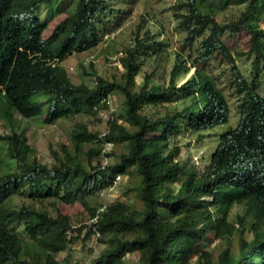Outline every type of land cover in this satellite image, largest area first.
<instances>
[{"label": "trees", "instance_id": "trees-1", "mask_svg": "<svg viewBox=\"0 0 264 264\" xmlns=\"http://www.w3.org/2000/svg\"><path fill=\"white\" fill-rule=\"evenodd\" d=\"M63 1L72 9L59 8ZM41 5L52 14L41 19ZM229 7L241 10L236 18L218 22L216 15ZM178 11L187 46L207 32L198 57L190 62L175 56L163 85L151 76L154 70L136 84L142 57L161 53L165 42L139 25L119 57L120 78L86 71L95 77L90 87L73 84L62 63L102 40L103 21L114 8L105 0H0V94L6 101L0 115L41 117L48 104L44 123L51 124L77 114L97 116L107 94L116 93L121 102L101 138L76 122L71 150L62 144L64 154L54 150L51 165L39 161L17 131L0 137L7 158L0 171V264H60L57 254L83 228L105 236L104 247L89 264H125L132 253L138 254V264H190L194 256L193 264H264V92L253 85L264 78V0H183ZM237 58L249 59L251 80L237 67ZM211 62L229 68L238 98L235 126L229 125L226 95L206 69ZM41 91L47 93L44 100L34 101V93ZM172 102L174 107L167 108ZM158 106L166 110L151 111ZM221 126L227 127L216 134L201 171L177 160L180 150L173 141L182 130L201 133ZM105 141L127 144L106 165L100 161ZM86 144L93 146L85 150ZM116 175H137L141 208L123 201L98 205V194ZM26 193L28 201L14 207L11 199L23 200ZM234 206L243 212L230 222ZM82 215L90 222L75 227L73 217ZM209 233L225 240L236 234L237 245L227 246L214 260L203 246Z\"/></svg>", "mask_w": 264, "mask_h": 264}, {"label": "rangeland", "instance_id": "rangeland-1", "mask_svg": "<svg viewBox=\"0 0 264 264\" xmlns=\"http://www.w3.org/2000/svg\"><path fill=\"white\" fill-rule=\"evenodd\" d=\"M183 0H105V5L114 8V14L108 15L102 28L103 34H109L108 40L96 44L91 50L82 53H73L67 57L62 65L66 68L69 78L73 84L85 83L92 87L95 84V77L85 73L86 71L96 72L97 75L106 79H111L113 76L120 78L124 69L116 59V56L121 52L124 53V48L132 43L133 35L137 31V27L141 25L143 27L142 32L145 29H149L155 34H160L164 39V45L161 53L148 57H142L144 65L141 67L140 73L136 75V84H141L144 74L148 75L151 71L155 72L151 75L156 82L163 85L168 80V73L173 65L175 56L182 55L186 57L190 62L194 58L198 57L202 53L200 48L201 39L207 34L205 32L202 36L197 37L190 46H187L185 41L186 33L181 29L179 25V19L176 18L178 14L179 3ZM59 8L69 11L72 9V4L68 1L58 3ZM58 8V7H56ZM241 7H229L224 11L216 15L218 22H226L236 18L240 12ZM55 9L53 10L54 13ZM182 12L185 10L182 9ZM52 14L47 7L41 5L38 11V15L41 19L46 18ZM143 18V19H142ZM140 33V36L142 35ZM113 37V38H112ZM89 55H92V61L88 62L86 59ZM85 62V64H84ZM212 68L209 66L206 68L211 71L216 80L218 87L226 95L230 106V126H235L238 121V114L236 111L237 95L231 88L229 68L225 64H219L211 62ZM237 67L245 75L248 80H251L253 72L251 70L250 61L246 58H237ZM193 71V69L191 70ZM190 71V72H191ZM188 75L185 76V79ZM255 88L259 93L264 92V78H258L253 82ZM47 95L46 92L34 93L32 99L34 101H42ZM115 101L113 103V111L109 108L105 111L102 110L97 116H88L83 114H77L71 119H59L51 124L44 123L45 113L48 108V104L43 107V115L41 117H33L26 119L21 117L18 113H10L9 116L0 115V137L9 135L13 130L17 131L18 135L26 137L28 144L35 149V155L41 162H45L51 165L54 161L53 151H57L61 156L64 154L62 144L68 150H71L72 144L70 135L75 127L76 122H82L87 125L90 131H98L101 138L107 133L108 120L112 116H118L120 112V99L116 93H114ZM5 99L0 94V111L4 112ZM7 105V104H6ZM165 104L164 106H166ZM158 106L152 108L151 111L164 112L166 107ZM168 106V105H167ZM174 107V102L170 105ZM113 112V113H112ZM1 114V113H0ZM116 116V117H117ZM10 119V120H9ZM119 123L124 122L119 118ZM227 126L217 127L213 130L204 131L201 133L190 132L182 130V132L174 139L173 145L179 146V159L183 164L195 165L197 170H202L205 163L209 159V155L217 143L216 134L225 129ZM113 143V142H112ZM93 144H86L84 149L87 150ZM101 146V145H100ZM105 152H111L108 161L113 162L119 153L124 152L127 148V144H114L107 149L105 143L102 144ZM5 142L0 139V171H3V165L7 162L5 157ZM84 160H86L84 158ZM2 168V169H1ZM137 175L122 176L117 186L112 189L102 190L98 194V205H108L117 201H123L131 208L139 209L142 207L141 201L137 197L136 186L138 185ZM27 193L22 198L21 196H15L11 199V203L14 207H18L21 202H27ZM242 208L240 206H234L230 212L229 221L236 222V215L242 214ZM75 227H80L81 224H88L89 218L86 216H75L72 219ZM245 227L247 225L245 224ZM16 231L21 233L25 237V233L22 228L16 226ZM91 232V233H90ZM87 233H89L87 235ZM75 234V233H74ZM246 236L248 233L245 234ZM90 236V237H89ZM104 235L95 238L92 231L88 228H83L80 232L78 239L63 252L57 254V260L60 264H89L93 259L98 256L99 252L104 247ZM249 237V236H248ZM237 235H233L229 240L216 239L212 234H208L207 240L203 242L204 249L211 252L212 258L215 260L220 251L224 250L227 246L231 249L236 247ZM138 254L132 253L126 255L125 264H138ZM196 256L191 258L190 264H193Z\"/></svg>", "mask_w": 264, "mask_h": 264}, {"label": "built area", "instance_id": "built-area-1", "mask_svg": "<svg viewBox=\"0 0 264 264\" xmlns=\"http://www.w3.org/2000/svg\"><path fill=\"white\" fill-rule=\"evenodd\" d=\"M115 101V98L112 94H107L106 96H103L100 100V103L101 104H105V109H103L104 111L106 109H110L111 111H113V103ZM102 111V110H101ZM99 111V112H101ZM113 113V112H112ZM113 118V116L111 117V119ZM110 120V119H109ZM106 145H107V149H109L110 147H112L113 143L111 141H105L104 142ZM107 153L109 152H105L103 150V146H102V153H101V156H100V161L102 162V164L106 165L109 161H108V158L109 157L107 155ZM122 175H116L115 178L113 179L112 181V185L109 187V189H112V188H115V186H117L118 182L120 181ZM106 205H103L102 207H105ZM98 214L95 216L97 218ZM93 234H94V237L95 238H99L101 237V233L98 229H95L94 228V231H93Z\"/></svg>", "mask_w": 264, "mask_h": 264}, {"label": "clouds", "instance_id": "clouds-1", "mask_svg": "<svg viewBox=\"0 0 264 264\" xmlns=\"http://www.w3.org/2000/svg\"><path fill=\"white\" fill-rule=\"evenodd\" d=\"M109 34H103V37H102V41H105V40H108V39H111V38H109ZM113 38V37H112ZM87 52V51H86ZM121 52L119 53V55L118 56H116V59H119V57L121 56ZM89 57H91L90 59H89ZM92 55H89L88 57H87V59H86V62H88V59H89V61H92ZM84 64H85V62H84ZM112 94V93H111ZM112 95H114V94H112ZM103 206V205H102Z\"/></svg>", "mask_w": 264, "mask_h": 264}, {"label": "bare ground", "instance_id": "bare-ground-1", "mask_svg": "<svg viewBox=\"0 0 264 264\" xmlns=\"http://www.w3.org/2000/svg\"><path fill=\"white\" fill-rule=\"evenodd\" d=\"M99 215V214H98ZM101 216V215H100ZM95 220V219H94ZM92 221V220H91ZM93 225V224H92ZM96 225V224H95ZM90 226V225H89ZM96 226H98V225H96ZM91 228V227H90ZM98 228V227H97ZM91 233V232H90ZM90 237V236H89ZM5 264V263H4ZM6 264H8V263H6Z\"/></svg>", "mask_w": 264, "mask_h": 264}]
</instances>
